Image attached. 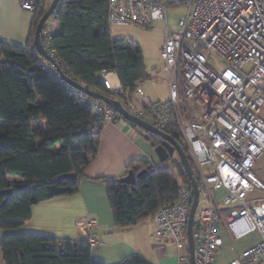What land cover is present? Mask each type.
<instances>
[{
  "label": "built area",
  "instance_id": "2783aa9c",
  "mask_svg": "<svg viewBox=\"0 0 264 264\" xmlns=\"http://www.w3.org/2000/svg\"><path fill=\"white\" fill-rule=\"evenodd\" d=\"M34 11L36 0H22ZM172 4H187L179 28L168 24ZM166 23L162 47L169 97L151 100L136 82L133 92L120 86L128 110L155 127L175 133L193 161L199 199L193 218L194 264H214L224 235L237 241L257 232L259 240L237 252L228 264H264V182L255 171L264 153V0H108L110 25L152 27ZM57 9L42 29V41L55 57L51 35ZM116 71L103 69L100 80L113 89ZM82 94H84L82 92ZM94 117L114 121L105 102L91 101ZM193 185L180 182L176 198L160 206L152 220L153 240H169L178 250L176 264H192L188 225ZM92 248L95 220H79Z\"/></svg>",
  "mask_w": 264,
  "mask_h": 264
},
{
  "label": "trees",
  "instance_id": "16d2710c",
  "mask_svg": "<svg viewBox=\"0 0 264 264\" xmlns=\"http://www.w3.org/2000/svg\"><path fill=\"white\" fill-rule=\"evenodd\" d=\"M52 0H36L28 42L0 39V241L3 264H155L140 252L109 263L93 258L87 240L15 232L42 201L79 191L84 168L99 151L103 123L94 117L93 97L63 81L34 45L37 25ZM58 25L51 35L55 58L64 72L83 86L122 101L118 90L105 88L103 69L116 71L120 86L133 92L147 77L144 54L132 39H115L108 22V0H61ZM114 112V119L124 117ZM154 148L157 134L135 124ZM173 137L178 136L167 131ZM194 167L188 150L183 147ZM174 157V156H173ZM133 159L127 172L147 173L134 184L103 176L107 198L118 227H133L176 198L180 182L190 179L180 160ZM172 162V166L168 163ZM76 173L78 180L63 177ZM125 174V175H126ZM12 188L7 197L2 190Z\"/></svg>",
  "mask_w": 264,
  "mask_h": 264
},
{
  "label": "crops",
  "instance_id": "0c3cea01",
  "mask_svg": "<svg viewBox=\"0 0 264 264\" xmlns=\"http://www.w3.org/2000/svg\"><path fill=\"white\" fill-rule=\"evenodd\" d=\"M21 1L0 0V39L25 46L29 39L35 12L25 9ZM50 65L52 66V63ZM100 77L99 74V79H101ZM114 87H120L119 78L118 84ZM260 115L264 118V104ZM152 150L153 147L144 138L142 132L127 120L119 118L103 123L99 151L84 168L79 191L73 195L59 196L35 204L32 208L31 218L13 231L70 237L77 241L87 240L89 232L79 225L78 221L91 219L96 221L93 234L100 242L99 247L94 248L97 258L110 262L120 256L122 258L129 252H140L155 264H169L170 260L165 255V248L158 246L152 248L147 233L142 234L136 228L139 224L130 228L116 225L107 198L106 184L101 179L103 176L121 177L125 175L127 164L131 160L146 159V156L152 157ZM154 162L159 161L156 159ZM255 171L264 182V153L257 159ZM155 227L154 222L153 229ZM4 233L5 231L0 230V241ZM223 235L222 249H234L232 259L237 252L248 248L259 240L247 241L238 246L237 241H233L228 234ZM147 252L155 254V257L149 258L150 255H146ZM176 263L177 257L173 264ZM0 264H3L1 249Z\"/></svg>",
  "mask_w": 264,
  "mask_h": 264
},
{
  "label": "rangeland",
  "instance_id": "374dc122",
  "mask_svg": "<svg viewBox=\"0 0 264 264\" xmlns=\"http://www.w3.org/2000/svg\"><path fill=\"white\" fill-rule=\"evenodd\" d=\"M188 12L187 4H172L168 11V24L172 30H177L179 28V20L181 17L186 15ZM111 34L115 39H132L137 41L144 54V61L146 66L147 77L142 82V86L144 88L147 96L153 101H164L169 97V85L166 76V72L164 71V60L162 58L161 52L162 47L165 43L166 37V23L164 19H157L154 21L152 27L143 28L137 25L128 24V25H111ZM48 67H51L50 63H47ZM113 86L118 84L117 75H112L110 77ZM152 157L146 156V159L155 161L158 159L157 154L153 148ZM149 157V158H148ZM180 160L179 155L176 153L173 157V161ZM169 166H172V162L168 163ZM91 220V219H89ZM154 221H152V217L147 220L142 221L136 227L142 232V234H146L151 243V247L155 248L158 246L159 248H165V255L170 260L169 264H173L178 255L177 247L175 244L169 240L165 241L164 244L159 240H153L150 237V233L153 230ZM258 233L253 232L243 237L240 240H237L238 246H241L242 243L247 241H255L258 240ZM165 246V247H164ZM95 249H92L93 258L97 260H102L96 257L94 253ZM130 253V252H129ZM146 255H150L149 258H154L155 254L151 252H147ZM234 256V249L220 248L216 254L215 264H226L232 257ZM123 257V256H122ZM119 258L116 260L110 261L109 263H114L119 261ZM105 261V260H103Z\"/></svg>",
  "mask_w": 264,
  "mask_h": 264
},
{
  "label": "water",
  "instance_id": "95a60500",
  "mask_svg": "<svg viewBox=\"0 0 264 264\" xmlns=\"http://www.w3.org/2000/svg\"><path fill=\"white\" fill-rule=\"evenodd\" d=\"M61 0H52L50 5L48 6L47 10L45 11L44 15L41 17L36 31H35V37H34V45L37 49V51L44 56L48 61H50L53 66L57 69L59 77L65 81L70 86L74 87L75 89L93 97L96 99H99L106 104H108L114 111L120 113L125 120L128 122L137 125L138 127L149 131L151 133L157 134L162 138V141L160 144L154 147L155 153L157 154L159 160L161 162H164L166 160H169L171 157L174 156L175 153L179 155L180 161L182 162L185 171L189 177V179L192 182L193 185V194H194V200L193 205L190 213V219H189V225H188V236H189V243H190V252H191V258H192V264H194V241H193V235H192V227H193V218L196 211L198 199H199V191L197 187V182L194 176L193 168L190 163V160L180 144V142L167 133L166 131H163L154 125H152L149 121L138 117L131 113L122 103L121 100L115 99L107 95L106 93H103L98 90H92L85 86H83L78 81L72 79L69 77L64 70L59 65L57 59L51 55L48 51V49L44 46L42 41V29L44 28V25L48 18L52 15V13L58 8ZM147 173L146 170L140 171L138 174H135L133 170H129V172L126 175H123L118 178L120 182H125L129 184H134L136 181V178H142ZM63 177L70 179L73 182H76L78 180V176L76 173H68L65 174ZM2 193H4L7 197H11L13 195V189L12 188H5L2 190Z\"/></svg>",
  "mask_w": 264,
  "mask_h": 264
},
{
  "label": "flooded vegetation",
  "instance_id": "af4514ba",
  "mask_svg": "<svg viewBox=\"0 0 264 264\" xmlns=\"http://www.w3.org/2000/svg\"><path fill=\"white\" fill-rule=\"evenodd\" d=\"M176 154V153H175ZM175 154H174V156H175Z\"/></svg>",
  "mask_w": 264,
  "mask_h": 264
}]
</instances>
